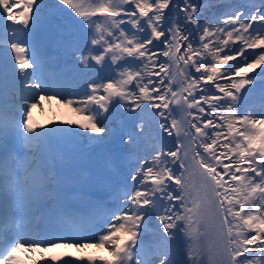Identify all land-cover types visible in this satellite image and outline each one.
Here are the masks:
<instances>
[{
  "label": "snow or ice",
  "instance_id": "6c2138e0",
  "mask_svg": "<svg viewBox=\"0 0 264 264\" xmlns=\"http://www.w3.org/2000/svg\"><path fill=\"white\" fill-rule=\"evenodd\" d=\"M61 5L80 18L72 51L77 67L95 76L80 100L48 94V54L30 42L48 6L43 0H0V44L11 49L9 66L22 100L18 121H0V264H74L45 255L61 246L104 248L103 264H204L206 253L213 264H264V107L237 105L241 90L255 83L249 74L260 69L264 75V0L206 21L195 0H58L54 7L64 11ZM170 7L176 9L172 15L166 14ZM57 97L66 107L76 105L81 120L67 123L85 130L57 131L104 143L114 132L113 112L126 108L158 116L162 136L175 130L178 140L187 139L176 150L163 145L136 156L123 175L122 199L94 225V243L82 235L38 238L17 222L62 203L55 159L38 155L50 137L36 131L32 118L33 108ZM174 111L183 117L169 125ZM139 139L135 130L120 136L125 148ZM193 165L200 178L195 196L188 180ZM150 224L158 237L154 244L144 239ZM181 234L188 240L187 259L182 252L178 259L174 248ZM87 260L95 264L93 257Z\"/></svg>",
  "mask_w": 264,
  "mask_h": 264
},
{
  "label": "bare ground",
  "instance_id": "6f19581e",
  "mask_svg": "<svg viewBox=\"0 0 264 264\" xmlns=\"http://www.w3.org/2000/svg\"><path fill=\"white\" fill-rule=\"evenodd\" d=\"M214 1L215 0H195V2L199 5V7L201 6V8H203L204 6H206L207 3L214 2ZM234 1L235 0H225V5H224L225 6V9L224 10H221V9H212V8L208 9L209 12H207V14H204L202 17H200L201 21L214 20V19H216L218 17L220 18V16L222 14L226 13L225 10L232 9V5H233V2ZM179 2H180V0H174V3H179ZM43 3L45 5H47L48 7H46L42 11L41 18H45V17H49V16H54L52 13L50 14V9H52V8L53 9H57L54 6L58 3V0H43ZM234 3H236V2H234ZM244 3H246L248 5V7H251L253 4H255L258 7L260 5V0H245ZM60 7H61V9H64V11H65V15H62V12L63 11H61L60 9H57L58 11L61 12L60 13L61 14L60 15L61 17L75 16V14L72 13V10L71 9H67V6L61 5ZM201 10H203V9H201ZM175 12H176V9L175 8H172V7H170L169 10H166V14H168V15H171L172 13H175ZM205 17H207V18L205 19ZM57 21H58L57 18H53L50 21V24H53L55 26L56 25L55 22H57ZM7 51H8V49H7ZM8 54H9V52H8ZM161 59L163 60L165 58L162 57ZM3 60L6 61V59H3ZM172 71L173 72H176L177 70L175 68H173ZM176 79H177V81H179L181 78L177 75ZM223 82L224 81H221V83H223ZM175 88H176V86L174 85V90H175ZM76 90L79 91L78 93L80 95H83V93H85L89 89H87V90H81V89L79 90V89H76ZM52 91H54V90H51V92ZM244 93L245 92L243 91V92H241L239 94L240 95V99H239L240 100L239 101V107L240 108L241 107L248 108V106H246L247 104H249L250 106L252 105L251 99L249 98V96H247ZM62 94H63V97L65 99H73L71 96H69V94L68 95H64V93H62ZM57 98H60V97H57ZM60 104H61V108L62 109L60 111H58V113H56V114H54L53 111H50V113L44 112V108H50L49 106H45V101L44 102L42 101L41 105H38L37 107L34 108V109H37V113L34 112V109L32 110V118H33V122L35 123V125H37V128H36V131L37 132L39 130H42V124L45 123V122H48V121L58 120L59 119L61 121L62 120H64V121L70 120V121H73L74 122V120H77V121L81 120V116L78 115L77 113H75L73 111V108L76 105H73L72 107H66L63 103H60ZM171 107H175V106H171ZM69 110H71V112ZM147 116H148L147 113H141V112H139V115H138L137 119L138 120H142V119L146 118ZM182 117H183V113H181L179 111H174L172 113L171 117L169 118V121H168L169 125L171 123V119H176V120L179 121V120L182 119ZM72 124H74V123H72ZM145 128H148V127L145 126ZM162 132H163V130L162 129H159V127H157L156 129H152L149 132V135L145 139H139L138 145L142 144V141H147L148 144L146 146H149V147H152V144H155V145L159 146V148L161 146H163V145H167V149L176 150V148L181 143H185V144L187 143V139L186 138H184L183 140H178L176 138V132H175V130H173V135L172 136H167V133H163V136H162L161 135ZM123 134H124V132H122V131H116V136L115 137H112V136L111 137H106L105 138V141H109V140H112V139H119L120 136L123 135ZM88 135L91 136V135H95V134L88 133ZM181 136H182V133H181ZM133 147H135V146H133ZM133 147H131V148H125L124 147L125 148L124 159H121V157H120V154L122 152L119 151V150H117L115 147H112V148L107 149V150H98L92 156L99 155V154L107 155V154H110V153H107V152H112L115 155H117V157L120 159L122 166L126 167V162L128 160H130L133 157L136 158L135 155L134 156H131V154L128 153L129 152L128 149H132ZM136 149L137 150H136L135 153H137V151H139V153L142 152L139 147L136 148ZM140 156H142V154ZM126 157H128V160L126 159ZM190 158H191V152H189V159ZM127 168H129V167L127 166ZM188 180H189L190 185L192 186V194H193V196H195L196 190L199 187L200 178H199V174L196 171L194 165L190 169V172L188 174ZM153 233H152V236L146 237L145 240H151L152 242L154 240V243H155L157 241L158 237L155 234H153ZM179 238H182V239H179ZM179 238L174 243V248H175V250L177 252V258L178 259L180 258V253L182 252L183 253V258L184 259H187V253H188V240H187V237H185L183 234H181L179 236ZM154 243H152V244H154ZM97 249H100V250L105 251L106 253H108L107 250L104 249V248H97ZM203 259H204V257H203Z\"/></svg>",
  "mask_w": 264,
  "mask_h": 264
},
{
  "label": "rangeland",
  "instance_id": "374dc122",
  "mask_svg": "<svg viewBox=\"0 0 264 264\" xmlns=\"http://www.w3.org/2000/svg\"><path fill=\"white\" fill-rule=\"evenodd\" d=\"M234 2H236V3H234ZM234 2L232 5V9L225 10L226 13H231L234 10H236L237 8H239L240 6H247L248 7V5L246 3H244L242 0H235ZM224 5H225V0H215L214 2L207 3L206 6H204L203 8H201V6L199 7V5H198L200 17H202L204 14H207V12H209L208 9H210V8L224 10L225 9ZM253 5H255V4H253ZM201 9H203V10H201ZM241 10H243V9H241ZM172 14H174V13H172ZM224 14H222L220 16V18H223ZM206 18L207 17H205V19ZM218 18H216V19H218ZM258 26L259 25L255 26V24H254V27H258ZM197 39H198V37H197ZM1 49H3V48L0 46V51H1ZM249 51H253V50H249ZM255 51L258 52L259 50L257 49ZM9 54H11V49H9ZM9 54H8V52H5V53L0 52V56H3V59H9ZM12 57H14V55ZM261 67H264V66H261ZM257 72H260V69H256L255 72L249 74L252 77H254L255 83L253 85L246 86V88L242 89L241 92L244 91L245 92L244 94H246L247 96H249V94H251L252 97H254V101H251L253 103L252 108H248V109H255L257 111H260L261 108L263 107V105L259 104V100L261 98L262 92H264V76L260 77L261 75H256ZM112 74L115 75V70H113ZM257 77H260V78H257ZM64 95H66V94H64ZM78 97L79 96H77V98ZM249 98H250V96H249ZM59 99L60 98H56V99H53L52 101L46 100L45 106H49L50 108H44V112L50 113V111H53L54 114L58 113V111H60L62 109L60 102H58ZM239 99H240V95H239ZM239 99L237 101L238 107H239V101H240ZM239 109L243 110L240 107H239ZM69 111L71 112V110H69ZM150 111H154V110H150ZM34 112L37 113V109H34ZM122 113H127V109L126 108H120V109L114 111L112 116L110 117V120H111L110 126L114 129L112 137L116 136L118 119L121 117V115L127 116L129 114V113L122 114ZM145 113H147L148 116L142 120H138L137 118L133 119L131 122V124H132L131 128L128 130V132L135 130V132L140 133V139H145L149 135V132L152 129H156L158 127L157 121L160 119L158 116L153 117L150 114V112H145ZM87 114L88 113H85V115H87ZM104 115H107V114H104ZM76 125L79 126V124H76ZM141 125L143 126L142 129H141ZM145 126H147L148 128H145ZM120 142L121 141H119L118 143H120ZM17 143L19 144V142H17ZM118 143L116 144V146L118 145ZM158 148H159V146H157L155 144H152V147L146 146L147 151L145 152V156L148 155L150 152H154ZM143 156H144V154H142L141 157H143ZM135 159L136 158L133 157L130 160H128L126 163H128L130 165L131 163L134 162ZM149 159H151L150 156H149ZM152 233L155 234V225L154 224L149 225L148 232L145 234V237L152 236Z\"/></svg>",
  "mask_w": 264,
  "mask_h": 264
},
{
  "label": "water",
  "instance_id": "95a60500",
  "mask_svg": "<svg viewBox=\"0 0 264 264\" xmlns=\"http://www.w3.org/2000/svg\"><path fill=\"white\" fill-rule=\"evenodd\" d=\"M205 264H213V260L209 258L207 253H206V263Z\"/></svg>",
  "mask_w": 264,
  "mask_h": 264
}]
</instances>
